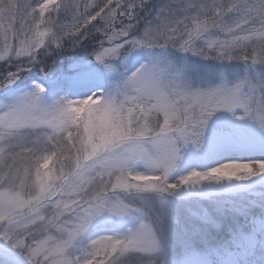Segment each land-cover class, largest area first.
I'll list each match as a JSON object with an SVG mask.
<instances>
[{"label": "snow or ice", "instance_id": "6c2138e0", "mask_svg": "<svg viewBox=\"0 0 264 264\" xmlns=\"http://www.w3.org/2000/svg\"><path fill=\"white\" fill-rule=\"evenodd\" d=\"M0 242L264 264V0H0Z\"/></svg>", "mask_w": 264, "mask_h": 264}, {"label": "rangeland", "instance_id": "374dc122", "mask_svg": "<svg viewBox=\"0 0 264 264\" xmlns=\"http://www.w3.org/2000/svg\"><path fill=\"white\" fill-rule=\"evenodd\" d=\"M80 54L83 55V52H80ZM49 63H51V62H49ZM66 63H67V61L62 62V58H61V60H57L55 65H53V73H55V75H57V76L60 75L65 70V68L67 66ZM42 79H43V73H41L38 68H34V69H32V72L30 74L23 77L21 81L17 82V86L29 85L32 83L33 80H36L39 82ZM0 243H2V242H0Z\"/></svg>", "mask_w": 264, "mask_h": 264}, {"label": "trees", "instance_id": "16d2710c", "mask_svg": "<svg viewBox=\"0 0 264 264\" xmlns=\"http://www.w3.org/2000/svg\"><path fill=\"white\" fill-rule=\"evenodd\" d=\"M71 50H69L68 52L62 54L61 58H62V62H66L67 61V56L71 55ZM64 57H65V61H64ZM61 58H59L58 60H61Z\"/></svg>", "mask_w": 264, "mask_h": 264}]
</instances>
